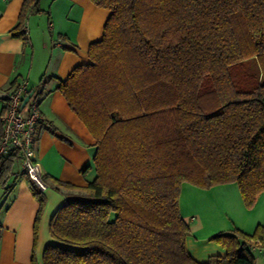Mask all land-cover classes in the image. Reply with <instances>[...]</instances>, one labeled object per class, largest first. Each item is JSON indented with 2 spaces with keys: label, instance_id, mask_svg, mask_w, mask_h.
Returning <instances> with one entry per match:
<instances>
[{
  "label": "trees",
  "instance_id": "16d2710c",
  "mask_svg": "<svg viewBox=\"0 0 264 264\" xmlns=\"http://www.w3.org/2000/svg\"><path fill=\"white\" fill-rule=\"evenodd\" d=\"M36 1L25 0L14 36L24 37ZM91 2L110 11L102 37L56 88L95 139L96 175L86 186L51 179L83 198L51 216L57 243L41 264H255L247 240L264 245V224L216 233L225 254L193 259L179 196L183 182H235L251 208L264 192V0ZM16 160L15 149L0 155L4 189ZM30 183L39 201L30 263L39 264L45 197Z\"/></svg>",
  "mask_w": 264,
  "mask_h": 264
},
{
  "label": "crops",
  "instance_id": "0c3cea01",
  "mask_svg": "<svg viewBox=\"0 0 264 264\" xmlns=\"http://www.w3.org/2000/svg\"><path fill=\"white\" fill-rule=\"evenodd\" d=\"M24 2L0 0V117L4 92L23 79L29 89L42 86L38 104L43 120L36 125L34 141L35 159L47 181L35 248L41 264L45 246L57 243L48 230L51 216L66 200L83 198L77 190H57L51 179L86 186L96 175L92 164L95 139L56 87L74 67L90 62L88 48L101 39L110 11L91 0H37L36 7H27L22 38L14 36L12 29L20 21ZM86 165L91 168L82 174ZM18 167L7 181L8 188L0 186V264H31L39 201L20 163ZM179 208L189 226L187 250L197 261L225 254L221 244L209 239L212 235L236 229L252 234L264 224V192L247 208L235 182L206 189L183 182ZM247 241L253 247L255 264H264V254L255 247L259 240Z\"/></svg>",
  "mask_w": 264,
  "mask_h": 264
},
{
  "label": "built area",
  "instance_id": "2783aa9c",
  "mask_svg": "<svg viewBox=\"0 0 264 264\" xmlns=\"http://www.w3.org/2000/svg\"><path fill=\"white\" fill-rule=\"evenodd\" d=\"M41 93V85L29 89L26 79L3 93L0 155H6L10 150L15 149L21 172L43 191L46 189V184L42 181V171L35 159L34 149L36 125L43 120L38 104ZM255 245L264 254V245L260 241H256Z\"/></svg>",
  "mask_w": 264,
  "mask_h": 264
},
{
  "label": "rangeland",
  "instance_id": "374dc122",
  "mask_svg": "<svg viewBox=\"0 0 264 264\" xmlns=\"http://www.w3.org/2000/svg\"><path fill=\"white\" fill-rule=\"evenodd\" d=\"M18 164H19L18 161H16L15 164H14V166H13L14 171H17L18 170V168H19L18 167ZM72 190H77L79 193L81 192V190H78V189H72ZM255 255L258 256L259 255L258 252L255 253Z\"/></svg>",
  "mask_w": 264,
  "mask_h": 264
},
{
  "label": "water",
  "instance_id": "95a60500",
  "mask_svg": "<svg viewBox=\"0 0 264 264\" xmlns=\"http://www.w3.org/2000/svg\"><path fill=\"white\" fill-rule=\"evenodd\" d=\"M24 100H26V98Z\"/></svg>",
  "mask_w": 264,
  "mask_h": 264
}]
</instances>
